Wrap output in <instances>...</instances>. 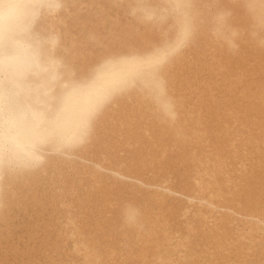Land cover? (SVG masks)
<instances>
[{"label": "bare ground", "instance_id": "6f19581e", "mask_svg": "<svg viewBox=\"0 0 264 264\" xmlns=\"http://www.w3.org/2000/svg\"><path fill=\"white\" fill-rule=\"evenodd\" d=\"M138 15L0 0V264H264V49L169 60Z\"/></svg>", "mask_w": 264, "mask_h": 264}, {"label": "clouds", "instance_id": "9594fccd", "mask_svg": "<svg viewBox=\"0 0 264 264\" xmlns=\"http://www.w3.org/2000/svg\"><path fill=\"white\" fill-rule=\"evenodd\" d=\"M245 13L243 28L234 26L232 10L221 7V0H137V7L149 10V15L137 19L150 25L159 36L157 47L168 59H174L190 48L202 31L208 32L222 47L236 53L242 41L264 49V0H231ZM33 103L49 102L50 85L42 77L32 85ZM9 165L13 161H8ZM125 222L139 226V213L133 207L124 210Z\"/></svg>", "mask_w": 264, "mask_h": 264}]
</instances>
